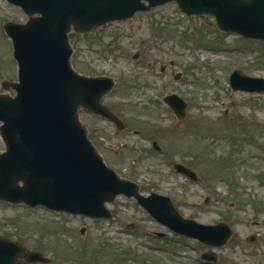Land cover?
I'll list each match as a JSON object with an SVG mask.
<instances>
[{
    "label": "rangeland",
    "instance_id": "1",
    "mask_svg": "<svg viewBox=\"0 0 264 264\" xmlns=\"http://www.w3.org/2000/svg\"><path fill=\"white\" fill-rule=\"evenodd\" d=\"M25 19L20 7L0 0V82L17 79L2 24ZM69 40L77 71L115 81L102 102L123 119L124 130L79 111L105 162L143 194L168 195L183 215L226 221L233 234L220 247L207 246L172 232L124 195L106 203L110 218L0 207V229L49 259L32 264H264V90L232 89L229 82L233 69L264 78V40L219 30L213 16L186 15L173 1L72 31ZM169 93L186 102L183 118L163 100ZM212 105L217 115L209 114ZM174 162L197 179L174 170ZM204 251L217 260L202 259Z\"/></svg>",
    "mask_w": 264,
    "mask_h": 264
},
{
    "label": "water",
    "instance_id": "2",
    "mask_svg": "<svg viewBox=\"0 0 264 264\" xmlns=\"http://www.w3.org/2000/svg\"><path fill=\"white\" fill-rule=\"evenodd\" d=\"M169 1L187 15L214 16L223 31L264 39V0H8L22 8L26 20L3 23L12 39L18 81H1L0 199L109 218L112 213L106 202L124 194L176 233L206 245L226 243L233 233L227 222L204 224L183 216L169 196L154 191L144 195L137 182L107 165L79 118V110L85 109L125 128L122 119L101 102L112 89L113 79L73 68L69 33L87 32ZM229 80L233 89L264 90V78L237 70ZM10 89L15 94H9ZM164 101L178 118L184 116L185 102L180 97L169 94ZM153 146L158 149L155 142ZM174 168L197 178L183 164L174 163ZM20 249L12 241H0V264H14ZM27 256L29 261L47 262L39 251H29ZM201 256L216 260L210 252Z\"/></svg>",
    "mask_w": 264,
    "mask_h": 264
},
{
    "label": "flooded vegetation",
    "instance_id": "3",
    "mask_svg": "<svg viewBox=\"0 0 264 264\" xmlns=\"http://www.w3.org/2000/svg\"><path fill=\"white\" fill-rule=\"evenodd\" d=\"M0 207H3V209H15V208H23L24 210H31L32 207L27 206L26 204L23 203H9L3 200H0ZM15 235L13 234H6L4 231L0 229V241H5L6 239L8 240H13L20 244L21 242L14 237ZM22 245V244H21ZM18 246V245H17ZM19 247V246H18ZM21 248V247H20ZM14 264H32V262H28V257H27V249L20 251L16 253L14 257Z\"/></svg>",
    "mask_w": 264,
    "mask_h": 264
},
{
    "label": "bare ground",
    "instance_id": "4",
    "mask_svg": "<svg viewBox=\"0 0 264 264\" xmlns=\"http://www.w3.org/2000/svg\"><path fill=\"white\" fill-rule=\"evenodd\" d=\"M167 84H168L169 87H174L175 86V83H173L171 81H168ZM209 114L210 115H217L216 114V108L214 107V105L211 106V110H210Z\"/></svg>",
    "mask_w": 264,
    "mask_h": 264
}]
</instances>
